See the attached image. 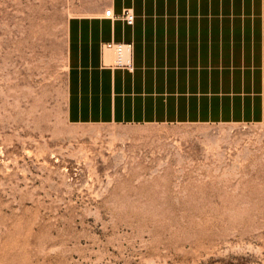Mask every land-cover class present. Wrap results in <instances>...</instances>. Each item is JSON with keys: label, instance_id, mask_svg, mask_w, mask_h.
Returning a JSON list of instances; mask_svg holds the SVG:
<instances>
[{"label": "rangeland", "instance_id": "374dc122", "mask_svg": "<svg viewBox=\"0 0 264 264\" xmlns=\"http://www.w3.org/2000/svg\"><path fill=\"white\" fill-rule=\"evenodd\" d=\"M112 12L0 0V264H264V118L70 121V21Z\"/></svg>", "mask_w": 264, "mask_h": 264}, {"label": "crops", "instance_id": "0c3cea01", "mask_svg": "<svg viewBox=\"0 0 264 264\" xmlns=\"http://www.w3.org/2000/svg\"><path fill=\"white\" fill-rule=\"evenodd\" d=\"M131 8L135 18L123 16ZM254 0H112L70 21L75 123H226L264 118V28ZM132 42L133 68L108 41Z\"/></svg>", "mask_w": 264, "mask_h": 264}, {"label": "built area", "instance_id": "2783aa9c", "mask_svg": "<svg viewBox=\"0 0 264 264\" xmlns=\"http://www.w3.org/2000/svg\"><path fill=\"white\" fill-rule=\"evenodd\" d=\"M123 16L128 24H133L135 15L130 9H125ZM105 47L113 49L116 53V63L118 66H124L127 68H133V64L130 59L126 57V53L132 49V42L125 41H108L105 42Z\"/></svg>", "mask_w": 264, "mask_h": 264}]
</instances>
